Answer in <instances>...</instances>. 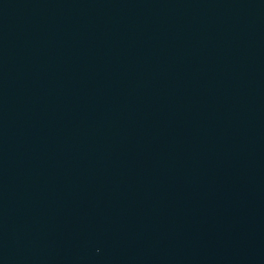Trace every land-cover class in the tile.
<instances>
[{
    "label": "water",
    "instance_id": "water-1",
    "mask_svg": "<svg viewBox=\"0 0 264 264\" xmlns=\"http://www.w3.org/2000/svg\"><path fill=\"white\" fill-rule=\"evenodd\" d=\"M0 264H264V0H0Z\"/></svg>",
    "mask_w": 264,
    "mask_h": 264
}]
</instances>
